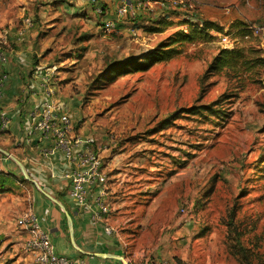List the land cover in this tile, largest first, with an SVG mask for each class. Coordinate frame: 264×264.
Returning a JSON list of instances; mask_svg holds the SVG:
<instances>
[{"label": "rangeland", "instance_id": "rangeland-1", "mask_svg": "<svg viewBox=\"0 0 264 264\" xmlns=\"http://www.w3.org/2000/svg\"><path fill=\"white\" fill-rule=\"evenodd\" d=\"M68 1L0 0V29L30 20L37 63L55 70V97L67 104L74 132L101 145L104 160L133 184L130 195L153 201L163 224L155 236L184 239L161 260L248 264L247 254L264 264V31L248 28L264 25V0H196L193 13L146 7L112 32L102 30L106 17L91 1L75 14ZM206 23L223 30L180 41V32ZM234 47L241 49L234 68L210 70L221 49ZM161 48L175 49L173 57L113 72ZM187 220L194 229L178 237Z\"/></svg>", "mask_w": 264, "mask_h": 264}, {"label": "crops", "instance_id": "crops-1", "mask_svg": "<svg viewBox=\"0 0 264 264\" xmlns=\"http://www.w3.org/2000/svg\"><path fill=\"white\" fill-rule=\"evenodd\" d=\"M99 1L109 7L107 15L117 5V0ZM68 2L74 3V9L78 8L75 14L86 9L83 6L88 0ZM154 6L159 7L145 2V7ZM4 31H9L3 40L9 58L5 67L10 74L0 106L10 117L11 124L0 134V259L9 256L15 259L12 264H36L31 255L23 252L26 234L16 225L17 218L28 209L49 232L56 253L70 259L72 264H133L161 260L163 252L181 245L184 239L176 243L155 236L157 231L162 233L163 224L157 225L153 201L148 203L145 196L137 199L130 195L133 184L116 171L120 168L111 160H104L108 174L104 200L110 207L105 222L94 223L91 218L92 211L98 208L93 200L96 189L88 193L92 202L89 207H79L70 197L71 182L65 175L72 167L63 152L45 158L43 151L53 145L54 136L51 132L33 130V124L42 118L45 99L44 82L39 74L49 66L37 63L34 55L37 51L27 35L28 30L22 36L16 29ZM260 46L264 48V35ZM53 80L50 79L49 86L55 88ZM62 108L69 115L67 104ZM72 135L89 138L82 133L72 132ZM97 146L101 148L100 144ZM105 223L114 231H106ZM193 229L191 221H184L178 228V237L188 235Z\"/></svg>", "mask_w": 264, "mask_h": 264}, {"label": "built area", "instance_id": "built-area-1", "mask_svg": "<svg viewBox=\"0 0 264 264\" xmlns=\"http://www.w3.org/2000/svg\"><path fill=\"white\" fill-rule=\"evenodd\" d=\"M96 5L97 11L102 15L104 6L99 0H89ZM145 2L155 4L165 10L175 9L182 10L187 13H193L196 9V0H117V5L113 12L109 13L103 20L101 28L104 32H112L120 18L125 17L129 13L136 14L144 10ZM153 8V7H148ZM188 19L196 22V17L189 16ZM25 26L18 30V35L25 34L27 28L31 25L30 20L26 19ZM249 29L259 34L260 30L264 31L263 26L249 25ZM9 31L0 33V101L3 96V90L9 79L10 72L5 67L8 64V55L4 48L3 38ZM227 41V37L223 38ZM232 46H234L232 44ZM55 70L51 67H44L40 71L43 79V88L45 99L43 102V114L39 122L33 124V130L53 134V145L43 151V156L47 159L54 156L57 152H63L72 169L66 173L65 177L71 182L69 189L70 197L79 207H89L90 197L89 191L96 189L94 202L98 206L92 211V221L94 223L105 222L110 212L109 205L105 202L106 184L108 174L105 168L104 158L101 155L100 148L94 146L92 139L82 138L72 135L74 125L67 112L63 111L62 105L55 97V88L49 86L50 79L54 78ZM11 124L10 117L4 112L0 106V134L6 132ZM18 229L26 234L22 242V250L24 253L31 255L36 264H72L71 260L65 256L59 255L55 251L52 238L46 230L43 229L38 216L31 210H26L16 220ZM105 229L113 232L114 228L110 224L105 223ZM133 264H170L166 260L149 259L142 263Z\"/></svg>", "mask_w": 264, "mask_h": 264}, {"label": "trees", "instance_id": "trees-1", "mask_svg": "<svg viewBox=\"0 0 264 264\" xmlns=\"http://www.w3.org/2000/svg\"><path fill=\"white\" fill-rule=\"evenodd\" d=\"M222 32L223 28L220 25H216L214 23H206L202 24V28H197L190 30L189 32H180L181 35L180 41L185 42H193L196 37L202 36L203 39L211 38L209 31ZM179 40V39H178ZM165 48V47H164ZM164 48L157 49L154 52L147 55L143 60L135 59L133 57H129L123 63L117 65L114 69V73L119 75L124 72H128L130 70L143 71L148 69L156 62L164 61L173 57V53H175V49L165 50ZM241 49L232 48V49H221L219 53L214 57L211 62L209 68L214 71H222L225 69H232L236 64L237 58L239 57ZM263 60V59H262ZM215 112V111H212ZM245 262L248 264H253L250 260L249 256L245 254Z\"/></svg>", "mask_w": 264, "mask_h": 264}]
</instances>
